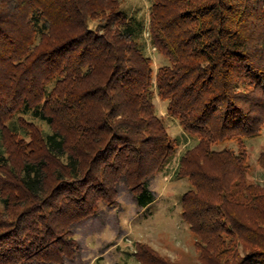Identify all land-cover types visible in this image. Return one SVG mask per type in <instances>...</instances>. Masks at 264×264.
<instances>
[{"label": "trees", "instance_id": "obj_1", "mask_svg": "<svg viewBox=\"0 0 264 264\" xmlns=\"http://www.w3.org/2000/svg\"><path fill=\"white\" fill-rule=\"evenodd\" d=\"M146 27L118 0H0V264H64L72 225L118 206L123 181L140 209L157 200L151 181L180 138L155 86L198 140L175 176L190 184L195 264H264V152L253 182L245 145L264 127V0H152V43L171 62L157 74ZM134 254L177 264L145 244Z\"/></svg>", "mask_w": 264, "mask_h": 264}, {"label": "rangeland", "instance_id": "obj_2", "mask_svg": "<svg viewBox=\"0 0 264 264\" xmlns=\"http://www.w3.org/2000/svg\"><path fill=\"white\" fill-rule=\"evenodd\" d=\"M121 7L130 14L144 18L146 31V54L153 62L155 74L165 66H170L168 57L162 54L152 43L150 19L152 0H118ZM156 85V75L154 80ZM154 104L157 114L162 117L173 138H180L178 154L170 166L159 173L152 181L151 188L157 200L147 209H140L131 190L123 181L118 188V206L101 205L96 215L72 225V237L77 241L76 253L64 264H140L135 257L138 244H145L177 264H195L199 252L196 249V237L182 216V195L190 189L186 180L176 179V171L182 154L195 147L198 140L184 133L179 122L168 114V102L163 100L155 86ZM31 121L44 132L51 127L37 119ZM24 133V131H23ZM23 137V134L20 135ZM250 166L249 179L263 182V170L259 163L264 152V127L262 134L245 140ZM238 151L237 142L231 141L222 148ZM2 134L0 132V150ZM33 264H44L35 262Z\"/></svg>", "mask_w": 264, "mask_h": 264}]
</instances>
